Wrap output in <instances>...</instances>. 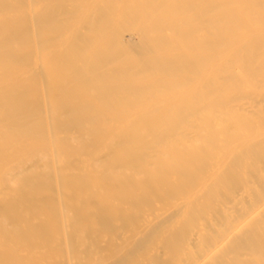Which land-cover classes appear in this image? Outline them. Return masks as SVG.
Returning <instances> with one entry per match:
<instances>
[{
  "label": "bare ground",
  "instance_id": "6f19581e",
  "mask_svg": "<svg viewBox=\"0 0 264 264\" xmlns=\"http://www.w3.org/2000/svg\"><path fill=\"white\" fill-rule=\"evenodd\" d=\"M0 264H264V0H0Z\"/></svg>",
  "mask_w": 264,
  "mask_h": 264
}]
</instances>
